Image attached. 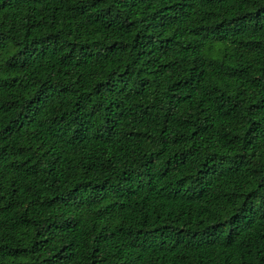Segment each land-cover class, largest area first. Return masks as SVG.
<instances>
[{"label": "trees", "instance_id": "trees-1", "mask_svg": "<svg viewBox=\"0 0 264 264\" xmlns=\"http://www.w3.org/2000/svg\"><path fill=\"white\" fill-rule=\"evenodd\" d=\"M0 264H264V0H0Z\"/></svg>", "mask_w": 264, "mask_h": 264}]
</instances>
